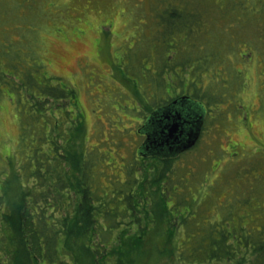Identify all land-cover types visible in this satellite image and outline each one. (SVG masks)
Segmentation results:
<instances>
[{"label":"trees","instance_id":"16d2710c","mask_svg":"<svg viewBox=\"0 0 264 264\" xmlns=\"http://www.w3.org/2000/svg\"><path fill=\"white\" fill-rule=\"evenodd\" d=\"M160 3L155 21L160 53L147 77H138L144 79L134 92L141 118L136 138L111 144L125 155L109 148L107 157L88 144L75 87L46 71L37 28L22 14L32 0H0V38L6 45L0 52V99L11 101L18 126L17 142L0 165V264L134 263L145 254L147 232L155 237L149 250L158 264H264V174L257 169V187L246 188L238 200L201 201L194 182L198 171L184 166L205 164L202 137L165 142L171 123L166 116L177 111L184 119L190 115L201 135L209 123L223 121L213 107L245 86L240 76L246 73L236 64L248 61L258 45L264 52V0ZM248 6L255 9L246 15L243 30L234 19L219 23L243 37L227 61L223 39L206 38L203 25ZM20 54L28 67L18 61ZM234 105L231 113L239 110ZM120 161L122 178L109 174ZM104 162L114 166L103 174ZM246 164L238 173H246ZM207 178L200 171L205 187L213 188ZM249 179H238L230 190ZM255 194L253 205L235 215L237 205ZM257 213L263 217H254ZM158 241L163 249L156 247Z\"/></svg>","mask_w":264,"mask_h":264},{"label":"rangeland","instance_id":"374dc122","mask_svg":"<svg viewBox=\"0 0 264 264\" xmlns=\"http://www.w3.org/2000/svg\"><path fill=\"white\" fill-rule=\"evenodd\" d=\"M32 2V8L27 10L23 8L22 14L26 16L27 25L31 22L37 28L41 58L46 64L47 73L61 77L65 83L75 87L76 103L83 113L82 120L88 144L106 152L107 157H110L109 148L124 156L122 149H116L111 144L136 138L135 131L141 118L136 109L140 105L134 92L140 79L138 77L142 75L147 77L145 71L155 67L156 57L160 53L155 24L158 10L162 8L160 0H32ZM254 9L248 6L244 11H228L222 15V19H211V22L204 23L202 34L206 38L223 39L222 44L227 46L225 53L227 61H230L229 56L235 54V48L243 43V37L239 31L223 30L219 25L220 21L234 19L240 30H243L246 15L252 13ZM23 26L26 27L25 24ZM34 41L36 42L35 35ZM5 47L0 38V52H5ZM28 49L34 52L32 45L28 46ZM242 51L245 52L246 49L243 48ZM20 58L18 61L21 65L28 67V61L25 57L22 58V54ZM63 59H67L64 65L69 67L68 71L59 67V63L64 62ZM245 59L249 60H243V63H237L235 66L246 73L245 77L240 76L241 80H245L244 89L240 90L238 95H230L234 98L213 107L220 110L223 121L209 123L202 135L201 132L196 133V136L202 137L203 140L200 151L201 155L205 156V164L187 163L188 168L184 166V169L188 170L192 165L196 168L195 171H198L194 176V182L198 189H203L202 191L196 189V195L201 201L208 202L210 197L217 198L218 201L230 198L228 203L238 200L239 196L247 195L246 188L257 187L256 175L264 174L262 106L264 52H261V46L258 45L253 55L251 57L248 55ZM240 82L236 80V86ZM231 101L239 106V110L234 113H231ZM214 114L215 111L211 116ZM17 127L11 101L8 97H2L0 165L11 154L17 142ZM194 134L195 132L191 131L188 134L189 139ZM124 147L127 149L128 145ZM246 162L244 167L246 173L242 171L238 173L237 167ZM114 163L109 166L108 162H104V167L101 165L102 173H105L107 167L108 169L113 167ZM116 164V168L110 169L109 174L122 178L121 161ZM249 164L252 166H248ZM204 166H207V170ZM202 170L208 174L207 183L216 184L213 188L205 187L208 186L206 179H200ZM242 178L249 181L241 188L230 190L232 185ZM259 193L261 194V190ZM255 199H258L256 194L251 200L249 198L244 206L237 205L234 214H239L245 207H251ZM257 208L254 205L253 210L257 212ZM254 217L263 216L257 213ZM154 242V235L147 232L143 237L145 254L134 260V263L129 261L128 264H158L154 253L149 250ZM156 247L163 249V243L158 241Z\"/></svg>","mask_w":264,"mask_h":264},{"label":"water","instance_id":"95a60500","mask_svg":"<svg viewBox=\"0 0 264 264\" xmlns=\"http://www.w3.org/2000/svg\"><path fill=\"white\" fill-rule=\"evenodd\" d=\"M181 119L182 118L179 116L178 112H176L172 116L171 123H169L165 127V130H166L165 142H167L168 140H171V142H175V141H177L180 138L188 136V134L191 131L195 132L194 136H196V133L198 132V129H197L198 126L196 127V121L193 122V120H192L193 118L190 115H188V114L185 117V121L184 122H182ZM166 120H169L168 116H166ZM192 127H193V129H192ZM192 139H194V137H192Z\"/></svg>","mask_w":264,"mask_h":264},{"label":"bare ground","instance_id":"6f19581e","mask_svg":"<svg viewBox=\"0 0 264 264\" xmlns=\"http://www.w3.org/2000/svg\"><path fill=\"white\" fill-rule=\"evenodd\" d=\"M72 56H70V58H71ZM63 63L62 62H60L59 63V67H60V69H63V70H69V67L68 66H65L64 64H65V62L67 61V59H63Z\"/></svg>","mask_w":264,"mask_h":264},{"label":"flooded vegetation","instance_id":"af4514ba","mask_svg":"<svg viewBox=\"0 0 264 264\" xmlns=\"http://www.w3.org/2000/svg\"><path fill=\"white\" fill-rule=\"evenodd\" d=\"M177 112L180 114L179 116L181 117V114H182V113H181L180 111H177ZM181 118H182L181 121L184 122L185 119H184L183 117H181ZM171 119H172V116L169 118V120H167V122H171V121H172ZM182 122H181V123H182ZM167 124H168V123H167ZM183 131H184V130H183Z\"/></svg>","mask_w":264,"mask_h":264}]
</instances>
